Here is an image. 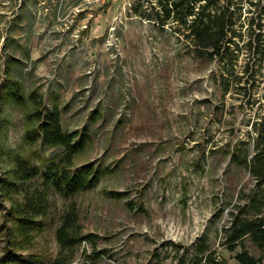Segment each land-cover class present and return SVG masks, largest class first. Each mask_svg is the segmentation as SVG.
Masks as SVG:
<instances>
[{"label":"rangeland","instance_id":"1","mask_svg":"<svg viewBox=\"0 0 264 264\" xmlns=\"http://www.w3.org/2000/svg\"><path fill=\"white\" fill-rule=\"evenodd\" d=\"M132 1L0 0V83L10 66L25 94L37 87L65 129L86 133L76 163L100 170L73 195L50 187L53 206L30 249L53 264L56 227L74 203L83 232L99 237L94 248L80 243L71 264H189L199 241L237 264L242 248L222 244L223 227L230 199L253 179L224 150L246 137L262 109L264 62L251 96L233 83L248 76L245 52L224 91L217 61L195 57L170 30L130 13ZM0 106L1 174L10 165L1 154L22 144L23 122L21 108ZM44 172L25 185L43 187ZM8 206L0 198V221ZM243 245L260 253L248 239Z\"/></svg>","mask_w":264,"mask_h":264},{"label":"trees","instance_id":"2","mask_svg":"<svg viewBox=\"0 0 264 264\" xmlns=\"http://www.w3.org/2000/svg\"><path fill=\"white\" fill-rule=\"evenodd\" d=\"M129 12L170 30L195 57L217 61L224 91L231 84L228 76L233 75L245 52L242 73L248 76L242 84L241 76H234L233 83L239 93L251 96L249 90L256 85L264 62V0H133ZM5 76L0 83V105L12 102L22 109L23 141L18 148L2 150L1 154L6 155L10 165L0 174V198L9 201L8 218L0 221V264H46L43 254L30 248L35 236L43 231L44 219L53 206L50 187L59 194L73 195L96 182L100 170L92 161L81 166L75 161L87 140L85 132L65 129L58 107L49 108L37 87L25 94L10 66H6ZM24 147L30 153H24ZM224 151L232 163L248 170L253 182L247 190L241 188L235 200L230 199L222 244L230 250L241 246L235 254L237 264H264V104L246 137ZM44 166L43 187L25 185ZM122 195L112 192L114 197ZM55 235L59 250L53 264H71L80 243L89 242L94 248L99 237L94 232H83L74 203L63 211ZM246 239L259 249L258 255L245 248ZM203 262L230 264L217 256L215 248L199 241L192 249L189 264Z\"/></svg>","mask_w":264,"mask_h":264}]
</instances>
